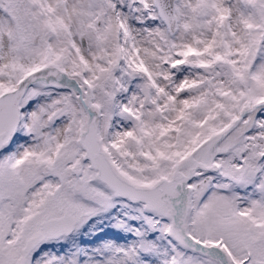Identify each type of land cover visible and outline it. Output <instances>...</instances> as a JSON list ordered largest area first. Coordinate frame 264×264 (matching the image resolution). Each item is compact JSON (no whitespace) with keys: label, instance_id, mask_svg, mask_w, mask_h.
<instances>
[{"label":"snow or ice","instance_id":"1","mask_svg":"<svg viewBox=\"0 0 264 264\" xmlns=\"http://www.w3.org/2000/svg\"><path fill=\"white\" fill-rule=\"evenodd\" d=\"M0 264H264V0H0Z\"/></svg>","mask_w":264,"mask_h":264}]
</instances>
